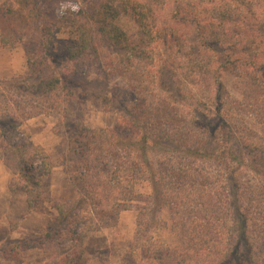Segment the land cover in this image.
Listing matches in <instances>:
<instances>
[{
  "label": "trees",
  "instance_id": "1",
  "mask_svg": "<svg viewBox=\"0 0 264 264\" xmlns=\"http://www.w3.org/2000/svg\"><path fill=\"white\" fill-rule=\"evenodd\" d=\"M16 1L0 0L2 42L31 27L43 39L25 73L0 80V160L29 211L50 203L57 212L38 237L43 264H87V236L132 207L122 264H264V184L246 175L249 163L264 166V0H91L78 11L61 8L73 0ZM123 13L135 33L118 24ZM66 29V55L57 58ZM97 41L114 52L102 56ZM94 57L128 86L103 96L118 114L112 128H78L63 164L78 195L54 201L43 190L51 155L19 128L67 109L73 77ZM223 67L244 75L242 99L225 88ZM141 182L153 191L138 192ZM164 209L171 246L155 235Z\"/></svg>",
  "mask_w": 264,
  "mask_h": 264
},
{
  "label": "rangeland",
  "instance_id": "2",
  "mask_svg": "<svg viewBox=\"0 0 264 264\" xmlns=\"http://www.w3.org/2000/svg\"><path fill=\"white\" fill-rule=\"evenodd\" d=\"M9 1L18 5L16 0ZM94 4L95 1L91 0H73L62 3L61 8L75 11L79 8L90 10ZM117 22L129 34L137 31L131 14L123 13ZM69 35L67 29L57 34L53 51L55 57L66 55ZM42 39L35 27H31L29 31L20 28L14 41L5 44L2 42L0 32V80L25 73L28 54L41 47ZM97 43L102 56L114 52L111 45L105 41ZM103 60V57L101 60L92 58L91 64L81 69L83 76L73 77V80L76 79L75 95L69 99L67 109L63 112L53 111L38 115L25 121L19 128L24 137L41 144L51 155L54 168L43 190L54 201L70 202L78 195L63 165L66 155L70 156L71 142L78 128L82 126L112 128L118 119V114L104 103L103 96H112L118 87L126 90L128 85L118 77H110L104 65L101 67ZM64 66L69 68L71 63ZM219 75L227 91L233 97L242 99L245 89L242 77L244 75L239 70L229 67L221 68ZM253 126L260 128L262 125L258 121H253ZM1 129L2 125L0 146ZM244 156L247 154L244 153ZM249 164L247 178L264 184V166L257 165L254 161ZM12 179V172L0 160V264H43L44 254L38 244V237L49 227L57 212L50 203L29 211L25 194L20 190L10 189ZM136 188L141 193L153 191L151 184L145 182L137 184ZM136 215L135 207L122 211L108 219L101 231L89 234L84 243L87 264H122L123 255L127 253L134 235ZM162 216L166 223L155 235L163 244L171 246L174 238L170 229L169 210L164 209Z\"/></svg>",
  "mask_w": 264,
  "mask_h": 264
},
{
  "label": "crops",
  "instance_id": "3",
  "mask_svg": "<svg viewBox=\"0 0 264 264\" xmlns=\"http://www.w3.org/2000/svg\"><path fill=\"white\" fill-rule=\"evenodd\" d=\"M5 174H6V172H5ZM4 173H3V175H5ZM7 175V174H6Z\"/></svg>",
  "mask_w": 264,
  "mask_h": 264
}]
</instances>
